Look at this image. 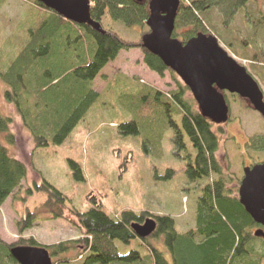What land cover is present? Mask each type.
Segmentation results:
<instances>
[{
    "label": "trees",
    "instance_id": "obj_1",
    "mask_svg": "<svg viewBox=\"0 0 264 264\" xmlns=\"http://www.w3.org/2000/svg\"><path fill=\"white\" fill-rule=\"evenodd\" d=\"M27 1L42 13L26 30L29 33H24L26 38L24 36L20 48L16 43L5 47L2 59L0 57V80L6 85L5 99L30 133L34 148L43 149L64 144L85 118L101 95L94 81L103 69L116 60L122 50L143 48L142 37L150 31L147 25L150 0H92L94 20L102 23L108 14L113 22H121L127 28L140 27L142 37L135 42L112 28L100 33L88 25L64 18L41 2ZM247 2L181 0L173 36L186 42L200 32L206 33L202 16L217 8L224 14L226 23L237 12H244L246 24L256 38L264 26V17L252 19L245 11ZM143 52L146 66L161 77L170 72L177 88L166 93L144 84L139 91L126 97L133 104L146 100V107L155 99L170 108L168 117L175 153L186 159L185 172L190 182L216 176L202 187L201 195L195 199V227L179 232L171 215H154L149 211L137 214L126 210L112 217L105 210L102 196L95 193L87 196L92 208L81 212L70 208L65 193L42 177L39 183L26 189L27 194H44L46 200L42 207L54 218L69 220L82 234L77 240L54 244H42L34 236L26 238L24 233L37 221V213L27 210L16 222L19 240L7 244L0 237V264H18L10 250L20 245L52 249L53 264L69 263L67 258L55 261L54 257L76 248L81 249V264H261L264 238L257 237L255 230L262 226L249 215L240 203L237 187L230 186L225 177V169L217 156L220 138L214 126L218 124L202 115L189 87L172 69L147 49L143 48ZM260 59L264 62V48L257 60ZM172 111L179 114L180 123ZM13 122L14 118L0 109V208L22 187L28 175L26 164L9 151L8 145L16 143V135L11 131ZM222 125H218V131L225 133ZM120 129L125 134H138L139 123L136 120L125 122ZM252 143L260 150L264 147V137ZM68 163L74 178L84 180L81 164L71 158ZM149 217L156 219L157 228L148 237L141 238L131 225L143 223ZM258 241H262V249L257 246ZM119 244L131 248L122 253Z\"/></svg>",
    "mask_w": 264,
    "mask_h": 264
},
{
    "label": "rangeland",
    "instance_id": "obj_2",
    "mask_svg": "<svg viewBox=\"0 0 264 264\" xmlns=\"http://www.w3.org/2000/svg\"><path fill=\"white\" fill-rule=\"evenodd\" d=\"M245 11L252 19L264 17V0H248ZM39 13H42L40 8L27 0H0L1 59L9 44L16 43L20 48L24 36L26 38L24 33H29L26 30L37 21ZM202 19L207 27L206 33L217 37L220 45L247 68L264 92V62L257 60L264 48V26L259 36L253 38L244 12H237L226 23L224 14L214 8ZM102 25L134 42L142 37L140 27L127 28L121 22H113L108 14L103 18ZM144 84L166 93L177 88L170 72L161 77L146 66L142 47L122 50L117 59L110 62L95 79L94 87L101 95L68 140L60 146L36 149L30 133L22 126L21 118L6 101V85L0 80V109L14 118L11 131L16 135V143L8 145L9 151L28 168L22 187L0 208L2 240L7 244L19 240L16 222L27 210L37 213V221L24 233L26 238L34 236L42 244L80 238L82 231L78 227L69 220L54 218L42 207L46 200L44 194H27L26 189L35 182L39 183L42 177L65 193L70 208L81 212L92 208L87 196L95 193L102 196L105 210L112 217L126 210L137 214L149 211L154 215H171L179 232L195 227V199L201 195L202 187L216 176L190 182L185 172L186 159L175 153L168 117L170 108L155 99L145 107L146 100L133 104L126 97L139 91L138 88ZM224 93L230 105V119L222 125L225 133L218 131V125L214 126L220 138L217 156L229 185H235L239 193L244 168L264 160V147L258 150L252 146V141L264 137V117L239 95ZM172 115L181 122L179 114L172 111ZM132 120L138 121L139 133H123L120 125ZM189 149L192 151L191 146ZM69 158L81 164L84 180L74 178ZM156 175L159 177L156 178ZM256 243L262 249V241ZM119 245L122 253L131 248ZM161 249H165V244ZM80 252L81 249L76 248L63 256L54 257V260L67 258L69 263L58 264H81ZM261 264H264V257Z\"/></svg>",
    "mask_w": 264,
    "mask_h": 264
},
{
    "label": "water",
    "instance_id": "obj_3",
    "mask_svg": "<svg viewBox=\"0 0 264 264\" xmlns=\"http://www.w3.org/2000/svg\"><path fill=\"white\" fill-rule=\"evenodd\" d=\"M64 18L105 33L102 23L92 18V0H36ZM143 1V0H139ZM181 0H150L147 25L142 46L157 55L189 87L202 115L214 124H225L230 119V105L224 91L237 94L249 101L264 117V92L247 68L237 62L220 45L213 34L198 33L186 42L174 37ZM240 203L256 223L261 225L255 235L264 238V161L244 168L239 187ZM135 233L148 237L157 228L156 219L134 222ZM18 264H53L48 248L20 245L10 250Z\"/></svg>",
    "mask_w": 264,
    "mask_h": 264
},
{
    "label": "flooded vegetation",
    "instance_id": "obj_4",
    "mask_svg": "<svg viewBox=\"0 0 264 264\" xmlns=\"http://www.w3.org/2000/svg\"><path fill=\"white\" fill-rule=\"evenodd\" d=\"M264 161V160H263ZM263 161H261V162H259V163H262ZM256 164H258V163H256ZM257 228H259V227H257Z\"/></svg>",
    "mask_w": 264,
    "mask_h": 264
},
{
    "label": "bare ground",
    "instance_id": "obj_5",
    "mask_svg": "<svg viewBox=\"0 0 264 264\" xmlns=\"http://www.w3.org/2000/svg\"><path fill=\"white\" fill-rule=\"evenodd\" d=\"M175 29H176V27H175ZM175 29H174L173 33L175 32Z\"/></svg>",
    "mask_w": 264,
    "mask_h": 264
},
{
    "label": "crops",
    "instance_id": "obj_6",
    "mask_svg": "<svg viewBox=\"0 0 264 264\" xmlns=\"http://www.w3.org/2000/svg\"><path fill=\"white\" fill-rule=\"evenodd\" d=\"M95 82V81H94Z\"/></svg>",
    "mask_w": 264,
    "mask_h": 264
}]
</instances>
